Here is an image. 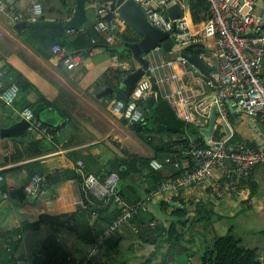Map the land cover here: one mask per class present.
<instances>
[{"label": "crops", "instance_id": "crops-1", "mask_svg": "<svg viewBox=\"0 0 264 264\" xmlns=\"http://www.w3.org/2000/svg\"><path fill=\"white\" fill-rule=\"evenodd\" d=\"M39 1L43 9L42 17L33 15L32 0L6 1L14 6L15 12L21 14L17 19L7 6L0 8V126H7L24 118L22 111L28 104H33V119L44 125L51 127L60 121L67 125L62 132L48 138L34 128V120H28L30 125L23 134L0 138V233L5 230L12 231L25 222L37 223L36 227H29L16 234L20 242L13 264H30L33 248L43 237L50 234L57 236L64 249L69 251L70 258H80L87 254L92 256L96 253L92 264H137L155 251V243L138 238L134 232L147 223L151 226L160 221L169 224V213L180 207L187 208L190 217L196 215V221L186 231L189 237L185 234V238H189L186 244L191 250L196 249L199 252L205 244L211 245L214 237L231 232L240 238L244 246L256 249L258 260L264 264V162L255 166L241 179L237 191L231 196L214 197L205 182L169 191L152 200L147 212L127 221L119 230L123 238L117 252L113 251L105 256L102 255L103 250H91L89 245L83 244L85 238L81 235L85 232L86 224H75L79 229L75 231L73 222L70 221L72 212L78 211L85 213L90 225L94 223L92 209L88 205L91 200L82 185L83 174L92 173L98 179L105 178L106 172L111 168L110 161L116 155L124 157L128 153H135L144 157H162L169 153L160 151L162 143L185 134L169 135L167 132L163 133L161 127L160 133L156 134L160 126L157 125L150 134L152 136L145 137L147 132L137 133L130 124L112 112L110 104L114 97L101 93L110 86L106 83L105 73L115 66L126 70L125 75L138 66L131 50L128 52L122 41L94 45L87 54L81 55L82 61L71 69L66 68L60 54L54 52L52 47L48 56L36 53L21 35V31L27 26L17 30L14 24L20 20L38 18L56 19L66 23L65 20L73 13L76 2ZM69 8L73 11L67 15ZM90 9L92 16L89 19L93 22L97 14L94 9ZM196 26L197 24L193 25V28ZM123 27L127 26L122 24L119 29L125 32ZM129 35L134 37L137 33L132 30ZM196 45L205 48L202 57L209 64L215 81L202 75L197 68L194 69L179 52H163L161 57L172 60L168 70L175 74V78L167 82L168 90L174 92L177 87L181 88L186 97L195 98L196 105L209 114L214 104L210 97L218 82V46L209 38L199 39L193 44ZM5 64L7 65L3 68ZM261 71L264 74L263 66ZM18 78L21 79L20 83L28 85H21L17 96L9 103L5 102L2 93ZM118 85L110 87L117 89ZM38 103L44 107L43 110H39L41 106ZM154 103L155 99L151 105ZM169 104L176 117L182 119L172 103ZM225 105L226 114L217 115L213 131L221 135L220 137H228L229 147L239 144L252 148L263 146L264 124L258 114L241 110L232 95L226 97ZM164 114L168 113L163 112ZM171 122L176 124L174 120ZM202 122L201 125L196 124L199 128L196 137L201 136L205 140L200 128L206 125L207 120ZM28 133L36 139H42L44 143L43 149L33 155H27L24 147L23 141L29 140ZM184 133H188L187 129ZM33 148L36 150L41 146L35 143ZM171 150L174 153H171L172 157L179 160V167L185 169L190 164V158L184 154L185 149L173 145ZM173 166L171 163L166 164L162 169L169 173ZM60 172H65L64 178L54 184L48 182L50 175ZM36 174L40 178L38 187L27 195L24 186ZM135 181L143 189L151 185L146 177L141 180L139 177ZM108 210L111 216L115 214L117 207L112 209L110 205ZM55 222L59 224L55 225ZM57 226L58 229H54ZM6 237L0 234V244ZM164 251L165 248L159 250L153 262H159L161 252ZM197 258L198 254L192 257V264H197Z\"/></svg>", "mask_w": 264, "mask_h": 264}, {"label": "built area", "instance_id": "built-area-1", "mask_svg": "<svg viewBox=\"0 0 264 264\" xmlns=\"http://www.w3.org/2000/svg\"><path fill=\"white\" fill-rule=\"evenodd\" d=\"M6 1L0 0V8L7 6L8 10L13 11L15 19L20 18L21 14L15 12L14 6ZM137 1L151 24L170 31L169 38L173 42L171 51L178 53L182 48L193 46L202 38L212 39L216 43L218 82L210 98L211 102L217 105V115L226 114L225 99L228 95H232L236 98L237 106L241 110L258 114L264 124V75L261 71L264 61V33L261 29L264 23V0H205L208 5V14L204 20L198 22H194L191 17L188 0ZM174 3H180L182 15L175 19H164L162 13ZM86 7L94 9L97 14L91 24L92 29L99 33L107 44H113L114 33L119 30L122 23L119 18V22L116 21L115 16L111 19L102 18V15L109 10V3L105 0H88ZM32 13L37 17L42 16L43 9L39 0H32ZM71 15L66 18V22L70 20ZM196 24L197 26L193 28ZM87 29L88 27L83 24L67 27L69 33L75 34L85 33ZM248 32H253L254 35H246ZM52 49L60 54L68 69L82 61L79 53H69L62 46L54 45ZM162 53L159 43L147 52L150 72L136 82L128 96L129 100L125 98L112 100L110 104L112 112L121 114L128 124L143 121L145 113L138 105V101L150 95L151 78H154L158 88V91L153 94L154 98L159 94L172 103L182 119L195 126L201 125L202 121L207 120L209 114L196 105V99L186 97L182 89L178 87L174 92L168 90L167 82L169 79H174L175 74L168 70L172 60L162 59ZM18 90V82L12 81L2 93L4 101L11 102L17 96ZM22 115L27 120H34V128L48 138L62 132L67 125L64 121L51 127L44 125L41 121L33 119L34 112L29 106L23 109ZM207 140L208 143L200 145L190 137L184 154L189 156L194 167L180 176L164 179L133 203L124 201L116 194L115 172H110L102 180L92 173L83 174L82 185L85 190L102 202H106L112 196L117 204L116 216L100 233L91 250L99 249L112 234L119 231L127 221L146 209L152 200L158 199L162 194L187 188L194 183L207 182L210 193L214 197L231 196L237 191L241 179L255 166L264 162V144L259 148L241 144L229 147L228 137L216 138L212 137V133ZM227 158L230 164H227ZM170 163L176 167L179 166V160L174 159L172 155H165L163 159L152 158L149 162L154 169H161ZM39 181L37 174L30 177L24 186L27 195L36 190ZM95 215L96 213L93 212L92 219ZM68 264H91L90 255L70 259Z\"/></svg>", "mask_w": 264, "mask_h": 264}, {"label": "trees", "instance_id": "trees-1", "mask_svg": "<svg viewBox=\"0 0 264 264\" xmlns=\"http://www.w3.org/2000/svg\"><path fill=\"white\" fill-rule=\"evenodd\" d=\"M86 1L88 0H85V3ZM188 6L194 22L204 20L207 17L208 5L205 0H188ZM72 11L73 9L69 8L67 10V15H70ZM81 24L88 27L85 33H69L67 31L68 26L64 28H56L52 26H32L27 27L26 29L21 31V35L23 37V40L28 45H30L36 53L43 55L44 57L48 56L49 49L54 45L64 47L69 53H79L80 55L87 54L94 45H107L104 38L92 29V21H85ZM120 28H122V24L120 25ZM123 28L124 30H126L125 32L119 29L114 33L115 40L124 42L136 41L138 39V35L130 37L129 34L132 32V30L130 31V28ZM192 47L193 46H189L187 48L192 49ZM127 50H129L128 52H130L129 48ZM6 65L7 64H5L3 68H5ZM125 72L126 70L124 71L119 67L114 66L112 68H109V71L104 75V77L107 76L106 83L112 87H117L121 79L128 73L127 72L124 75ZM15 81L19 82L21 81V79L18 78ZM21 85L25 87L28 84L22 82L19 84V88H21ZM157 91L158 88L155 80L154 78H151L149 94L153 95ZM125 99L129 100L128 96L125 97ZM138 105L144 110L145 117L141 122L130 124L137 133L147 132L145 135V137H147L153 132L154 126L160 125L158 130H156V134L160 133L159 129L161 127L163 133L167 132L169 135H171V133L185 135L183 137L179 136L177 139H173L172 141L162 143L163 147L160 151L169 152L165 153L162 157H158L155 155L152 157H144L135 153H128V155L124 157L117 155L113 156L110 161L111 168L106 173L107 175L110 172L116 173V194L121 196L124 201L128 203H133L139 200L151 188L156 187L164 179L168 177L174 178L180 176L187 170H190L194 167L192 160L189 159L190 164L185 169H183L182 167L180 168L179 166V168L173 166L174 168L172 167L169 173H165L162 168L154 169L150 166L149 162L152 158L163 159L165 155L174 154L171 150V147L173 145H179L183 149H186L189 144L190 137L194 138L197 142H199L200 145H205V141L201 136H199L198 138L196 137V133L199 134V128L192 123L186 122L185 120L176 117L168 100L163 98L159 94L155 97V103L153 105L150 106L146 102L145 98L138 101ZM26 106L31 107L33 110V104H28ZM43 108L44 107L41 106L39 110H43ZM163 112H167L168 114L163 115ZM118 115L123 121L126 122L121 114ZM166 117H169V119H167ZM172 120H174L176 124H172ZM151 123L154 124L151 125ZM186 129L188 133H184ZM27 136L29 137V140L23 141L25 144L24 147L27 155L36 154L39 150L43 149L44 143L42 139H36L30 133H28ZM220 136L221 135H219L216 131L212 132V137L220 138ZM34 142L36 144H39L41 148L35 150L33 148L35 146ZM186 156L189 157L188 155ZM139 177L140 180L141 178L146 177L149 180V183H151L150 187H146L144 189L140 187V185H138V183H136L135 181V179ZM100 179L102 180L104 178L100 177ZM87 192L88 198L89 200H91L88 205L91 207L92 213H96V219H92L94 223L90 225L85 213L78 211L72 212L70 221L73 222L72 227L74 226L73 230L75 231H79L76 225H79L80 223L86 224L85 232L81 235V237L85 238L83 244L89 245L92 248L100 233L105 229L106 225L111 222V220L116 216L117 211L115 212V214L113 213L110 216L108 206H110L114 201L112 200V202L107 206L106 202L98 200L89 191ZM147 211L148 207L144 210H141L131 219ZM188 213L189 211L185 207L176 208L169 213L171 221L167 225L162 221L152 226L150 225V223H147L146 226L141 225L138 230L134 232V234H136L137 237L141 238L142 240H150L152 243H155V251H153L145 260L138 261L137 264H192L191 259L197 254V264H261L258 260L257 250L251 247L244 246L240 238L235 236L231 232H227L224 235L214 237L212 244H205L202 249L199 250V252H196V249L194 251L191 250L189 248L190 246H187L186 244L188 240H186L185 234H183V231L180 232L181 229H184V232L185 230H189L192 226L189 225L196 221V215L194 217H190ZM68 223L65 224L68 225ZM57 224L59 223L55 222V225ZM66 225L61 226L66 227ZM36 226V222H25L12 231L5 230L3 233H0L7 236L4 242L0 244V264H13L15 262L16 257L14 258V255L20 242V239L16 238V234L21 230ZM54 229H58V226L54 227ZM56 237L57 236L55 234H50L43 237L35 245L32 251L30 264H68L70 259H73L70 258L71 256L69 255V251L64 249V247ZM122 238L123 236L119 234V231H116L106 240V242L102 246H100L98 250H103L102 255L105 256L111 254V252L113 251L117 252ZM163 248H165V251L161 252L160 261L153 262V259L157 256L158 251ZM94 255H96V253ZM94 255H90V263L93 261Z\"/></svg>", "mask_w": 264, "mask_h": 264}, {"label": "water", "instance_id": "water-1", "mask_svg": "<svg viewBox=\"0 0 264 264\" xmlns=\"http://www.w3.org/2000/svg\"><path fill=\"white\" fill-rule=\"evenodd\" d=\"M109 3V10L102 15L104 19H111L117 16L121 23L132 29L137 33L138 39L136 41H124L123 46L129 48L133 57L138 62V66L128 72L120 81L118 88L113 89L107 86L102 90V94H110L114 99H124L129 96L132 89L136 85V82L144 75L150 72L149 60L146 56L147 52L156 44H160L162 52H169L172 50L173 42L169 38L170 31L162 30L147 19L145 11L140 7L137 0H105ZM85 0H76L75 9L71 15L70 20L66 23L56 19L38 18L34 20H20L14 24V28L19 30L21 28L32 26H52L56 28H64L66 26H76L81 24L87 19ZM183 13L180 3H174L166 8V11L162 13L164 19H175L181 16ZM175 27V21L173 23ZM174 27L172 31L174 30ZM262 32L264 33V23L261 25ZM246 35L253 36V32H248ZM205 48L203 46H193L192 49L182 48L179 51V55L186 60L193 67L202 74L215 81L214 76L210 73V66L202 57ZM264 75V74H263ZM246 87V86H244ZM154 96L149 95L146 97V102L151 105L154 101ZM218 108L214 103L211 106L207 123L200 128V131L204 135L205 143H208L207 138L211 135L214 129V123L216 121ZM30 125V122L25 118H20L13 121L7 126H0V138L3 137H15L23 134ZM227 164H230L229 159H226ZM65 172L60 174L50 175L48 182L51 184L56 183L60 179L64 178ZM113 200V197H109L106 201L108 206ZM189 264V263H187Z\"/></svg>", "mask_w": 264, "mask_h": 264}, {"label": "rangeland", "instance_id": "rangeland-1", "mask_svg": "<svg viewBox=\"0 0 264 264\" xmlns=\"http://www.w3.org/2000/svg\"><path fill=\"white\" fill-rule=\"evenodd\" d=\"M87 5H88V1H86V6H87ZM86 11H87V13H88V19H87L86 21L89 22V21H91L89 18H91V16H92V10H91L90 8H87ZM89 16H90V17H89ZM114 19H115L116 21L119 22V19H118L117 16H115ZM116 207H117V204H116V202L114 201V202L111 204V208H112V209H115ZM181 231H183V234H186V236L189 237L188 234L186 233V230H185V232H184V229H181L180 232H181ZM187 237H186V239L188 240L189 238H187Z\"/></svg>", "mask_w": 264, "mask_h": 264}, {"label": "bare ground", "instance_id": "bare-ground-1", "mask_svg": "<svg viewBox=\"0 0 264 264\" xmlns=\"http://www.w3.org/2000/svg\"><path fill=\"white\" fill-rule=\"evenodd\" d=\"M195 89V88H194Z\"/></svg>", "mask_w": 264, "mask_h": 264}]
</instances>
